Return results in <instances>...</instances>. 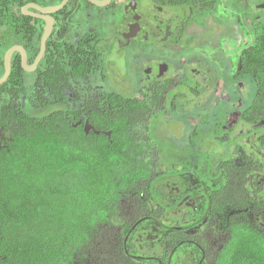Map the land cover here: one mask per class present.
Masks as SVG:
<instances>
[{"label":"flooded vegetation","instance_id":"obj_1","mask_svg":"<svg viewBox=\"0 0 264 264\" xmlns=\"http://www.w3.org/2000/svg\"><path fill=\"white\" fill-rule=\"evenodd\" d=\"M96 1L102 5L21 0L15 23L6 17L4 28L8 40L19 42L7 48L3 62L8 50L20 46L32 67L50 28L36 68L27 70L16 51L11 70L17 60L31 83L52 41L55 66L68 72L70 113L83 109L73 126L110 136L112 131L97 130L89 115L119 119L129 99L139 102L135 114L146 119L145 126L136 125L142 132H167L157 125L184 115L188 127L177 123L174 128L189 134L186 144L174 142L176 158H157L152 146L148 192L138 194L131 184L132 192L122 194L116 211H109L105 228L119 249L109 259L117 264H220L233 258L238 264L256 263L245 256L242 243L252 237L264 249V96L244 61L264 46V0ZM14 3L7 1L8 16ZM59 50L64 51L59 55ZM4 72L5 64L0 78ZM77 91H83L81 102ZM114 101L125 105L116 108ZM154 118L156 128L148 129ZM161 135L157 138H170ZM159 173L167 175L155 181Z\"/></svg>","mask_w":264,"mask_h":264},{"label":"trees","instance_id":"obj_2","mask_svg":"<svg viewBox=\"0 0 264 264\" xmlns=\"http://www.w3.org/2000/svg\"><path fill=\"white\" fill-rule=\"evenodd\" d=\"M7 1L0 0V76L5 51L19 42L8 40L4 28L6 17L15 23L21 0H11L16 3L9 16ZM250 58L244 64L264 96V46ZM54 61L53 42L48 41L31 83L15 60L10 77L0 85V264H117L109 259L119 249L111 245L107 215L116 211L122 194L132 192L131 184L138 194L148 192L146 162L152 146L160 159H169L172 151L161 152L149 143L152 133L138 129L146 119L135 114L140 104L131 99L119 119L89 115L96 129L112 131L110 136L73 126L83 109L70 113L68 72ZM82 94L77 91L78 102ZM124 105L112 102L116 108ZM165 175L159 173L155 181ZM250 240L242 243L247 244L245 256L256 259L250 264H264V249ZM220 264L238 263L233 258Z\"/></svg>","mask_w":264,"mask_h":264},{"label":"rangeland","instance_id":"obj_3","mask_svg":"<svg viewBox=\"0 0 264 264\" xmlns=\"http://www.w3.org/2000/svg\"><path fill=\"white\" fill-rule=\"evenodd\" d=\"M184 115H180L179 117H170L169 118V122L167 121V118H165V120L163 119L158 125H157V128L161 129L163 127H165L167 129V132H151L153 136H151V139L153 141V144L156 146L157 149H159L161 152H164V153H168V152H173V149H174V144H186L187 143V136L189 134V132H181V130H177L175 129L174 127H177V123L179 124H183L185 123V125L188 127L187 123L185 122V118L183 117ZM156 118H154L153 121H151L148 125V129H154L156 128L155 127V123H156ZM160 119V118H159ZM158 119V120H159ZM165 121V122H164ZM171 121V123H170ZM184 126V125H183ZM186 127L185 130H187L188 128ZM184 128V127H183ZM173 129H175L176 132H173ZM184 130V129H183ZM180 131V132H178ZM165 133L167 134L170 138L169 140L168 139H158L157 138V135L159 134L160 136H162L161 134ZM175 142V143H174ZM193 154V152H189L188 155L186 157H188L189 159H187L188 161H190L191 157L189 154ZM194 155V154H193ZM173 156L176 158V155L174 154H171L170 157ZM192 160V159H191ZM170 165H173V166H176L174 161H170L169 163ZM131 206V205H130ZM129 206V207H130Z\"/></svg>","mask_w":264,"mask_h":264},{"label":"water","instance_id":"obj_4","mask_svg":"<svg viewBox=\"0 0 264 264\" xmlns=\"http://www.w3.org/2000/svg\"><path fill=\"white\" fill-rule=\"evenodd\" d=\"M92 2L98 4V5H102V3L96 1V0H91ZM50 28L47 30V32L44 34L43 36V39H42V45H41V51L38 55V57L36 58V61L34 63V65L32 67H27V56H26V53H25V50L20 47V46H15L13 48H11L10 50H8L6 56H5V60H4V64H5V72L3 74V76L0 78V85H2L3 83H5L9 76H10V73H11V60H12V55L16 52V51H19V52H22L23 54V61H24V65H25V68L28 69H35L37 64L39 63V61L42 59L44 53H45V49H46V41L50 35ZM31 71V70H29Z\"/></svg>","mask_w":264,"mask_h":264}]
</instances>
